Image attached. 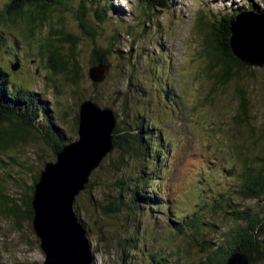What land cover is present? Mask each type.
<instances>
[{"label":"rangeland","instance_id":"rangeland-1","mask_svg":"<svg viewBox=\"0 0 264 264\" xmlns=\"http://www.w3.org/2000/svg\"><path fill=\"white\" fill-rule=\"evenodd\" d=\"M7 1L0 0V7ZM114 1L120 12H125L122 17L110 12L104 23H99L91 14L84 19L87 32L94 33V36L84 34L86 31L69 8L56 7L50 16L51 25L57 26L56 29L82 38L77 49L82 68V79L78 84L72 82L71 76L65 72L56 71L60 68L58 60L51 61L52 56L48 50L52 48L48 44L52 26L48 23L44 28H39L30 39L24 37L26 32L22 34L21 28L15 31L20 41V56L24 58H21L23 62L18 71H13L17 63L15 54L10 50L0 56V64L10 77L12 75L11 80L16 86L14 90H23L26 95L35 92L46 97L44 101L52 108L54 121L67 133L68 139H63L64 143L70 144L80 139L75 128V118L79 114L81 103L91 100L102 109L112 110L115 116H121L124 96L127 95L133 104L130 113L135 118L139 109L144 114L151 115L156 124L155 129L164 127L173 132L182 129L187 136V156H184L183 164L177 169L171 196L183 209L194 207L199 199H193L192 202L185 195L197 187L200 162L215 160L213 158L216 157L221 164L227 166V161L233 163V157L239 153L237 147L243 148L242 155L249 160L264 156V68L255 69L252 76L242 73L243 91L248 93L250 100L248 122L244 123L237 118L240 101L236 83L231 82L225 86L217 83L215 75L218 69L213 68L211 72L204 59L205 30H212V23L215 21L208 15L203 29L197 28V21L202 18V11L208 13L212 10L219 18L224 17V21L216 28L224 33L226 22L230 20V16L226 15L242 9H246L243 12L252 13L257 6H264V0H251V5L249 0H175L174 9L162 10L150 19L148 11L143 13V10H138L139 0ZM120 18L123 22L119 21ZM13 37H9V42ZM159 45H163L165 49L161 58L155 49ZM56 46L60 55L70 53L69 45L56 43ZM96 48L106 57L110 68L106 80L97 86L88 76ZM111 48L114 51L108 54L107 51ZM156 57L165 65L163 76L168 77L169 82L175 85L177 98H182L184 102V113L182 112L179 121L171 119L168 101H161L165 85L154 75L156 70V74L162 72ZM130 81L134 83L132 88L129 87ZM137 82L147 89L145 93L142 90V96L147 97L142 102L135 85ZM118 98L122 100L118 102ZM125 121L131 123L133 119L129 117ZM119 123L121 120L117 119V126L120 127ZM123 126L127 128L128 124ZM39 132L35 130L28 144L0 151V196L3 194L17 198L29 193V186L34 185L38 172L43 171L46 163L57 161L55 147L48 144L44 135ZM55 141L63 143L56 137ZM145 151L143 149L133 159H129L128 166L140 163L143 158L145 160ZM121 157V152L114 149L103 160L100 165L102 169L99 167L93 172L90 180L94 184L93 188L83 190L75 202V211L84 224L92 245L94 264H123V251L119 242L123 237H128L127 223L130 222L134 227L138 225L130 219L127 222L124 215L103 216L99 208L100 205L108 204V200L117 201L115 182L122 177L128 178V174L115 168ZM112 163H115L114 167ZM124 165L126 164H122ZM223 165L219 168L223 169ZM132 171L134 170L131 169ZM219 181L215 182L217 186L232 185L227 175ZM238 202H244L245 208L256 205L251 200ZM97 205L99 207L96 208ZM263 205L264 201L260 203V207ZM153 216L155 222L148 218L146 229L158 241L165 240L169 235L164 226L167 216L162 213H154ZM227 217L222 215L216 219L222 233L233 225ZM177 249L183 262L198 261L201 257L200 248L190 246L183 239H178L170 248L175 253ZM45 261L46 254L41 248L33 223L13 218L6 212L0 215V264H44Z\"/></svg>","mask_w":264,"mask_h":264},{"label":"trees","instance_id":"trees-1","mask_svg":"<svg viewBox=\"0 0 264 264\" xmlns=\"http://www.w3.org/2000/svg\"><path fill=\"white\" fill-rule=\"evenodd\" d=\"M174 1L139 0L138 10H143V13L148 11L150 19L157 16L156 14L162 10L174 9ZM114 2V0H8L3 4V7H0V56L7 53L6 51H12V54H15L16 67H18L13 71H18L24 58L20 56V41L15 32L17 29L21 28L22 34L26 32L23 34L24 37L30 39L36 35L39 28H44L46 23L51 25L50 16L56 7H63L69 8L68 10L75 15L83 30L86 31L85 34L90 35L92 33L87 32V26L83 24L88 14H91L99 23L106 22L110 12L115 15L119 14V17L125 14L124 11L120 12L121 10ZM251 3L249 0L250 5ZM243 10L246 9L226 15L230 16V20L226 22L227 33L216 29L224 21V17L219 18L212 10L208 13L202 11V18L198 19L197 28L203 29L204 20L209 18L208 15L215 21L212 23V30H205L204 59L211 72L213 68L218 69L215 75L217 83L223 86L231 82L236 83L240 101L237 118L247 123L250 100L247 96L248 93L243 91L242 73L245 72L252 76L253 70L233 57L229 45L230 25L238 15L244 13ZM252 12L264 14V6L262 8L257 6ZM119 21L123 22L121 18ZM51 26L52 35L50 34L48 44L52 48V50H48L52 56L51 61L58 60L60 68L56 71L65 72L66 75L71 76L72 82L78 84L82 79V68L77 53L79 40L75 37L66 38L61 29ZM9 37H13L11 42H9ZM56 43L69 45L70 53L60 55ZM155 49L161 58L165 52L163 45L156 46ZM108 52L111 53L112 49H109ZM157 60L161 65L162 72L156 74V70L154 75L159 77L165 85L161 101H168L167 108L171 119L174 122L179 121L182 112L184 113V102L182 98H177L175 85L169 82L168 77L163 76L165 65L162 60L156 57ZM91 63L92 66H109L106 57L97 48L94 49ZM11 78L12 75L10 77L4 66L0 64V151L28 144L37 130L41 131L48 144L54 145V152L57 155L68 144H63V139L68 138L66 131L60 128L61 125L58 122L54 121L52 108L49 103L44 101L46 97L35 92L26 95L23 90H14L16 86ZM50 82L49 84L53 83ZM132 82H129L130 88L134 84ZM135 85H137V91L141 93V95L138 93L140 101L147 99L142 96L147 89L143 88L140 82ZM56 93L59 92L56 91ZM121 100L118 98L117 101ZM123 103V115H116L118 121L121 120L120 127L117 126L113 134L114 149L119 150L122 157L116 166L115 163L111 165L115 166L117 170L123 171L125 175L128 174V178L122 177L115 182L117 201L108 200L106 205L95 206L101 209L103 216L124 215L127 217V222L130 219L133 223L138 224L137 227H134L130 222L127 223L128 237H123L119 242V247L123 251L122 263L228 264L230 257L234 254L249 257L251 264L264 262V205L260 207V203L264 201V156H256L254 160H249L243 156V148L237 147L239 153L235 155L231 151L235 155L234 162L227 161V166L223 165L224 163L221 164L216 157L213 158L215 160L200 162L199 172H201L196 181L197 187L192 189L193 192L185 195L192 202L197 198L199 201L194 207L183 209L176 204L175 198L171 195L174 190L173 179L177 169L187 156H185L187 136L183 134L182 129H177L178 131L175 132L168 128L164 129V127L155 129L156 124L155 121H152L151 115H146L139 109L135 118L130 113L133 104L129 95L124 96ZM153 103L159 106L156 101ZM129 117L133 119L131 123L125 121ZM125 123L128 124L127 128L123 126ZM75 128L77 130L79 128V114L75 118ZM55 137L63 143L56 142ZM136 149L139 151L146 149L144 153L147 156L145 160L142 156L143 161L140 163L129 165L130 169L128 170L129 159H133L134 155L139 153ZM236 160L238 162H235ZM122 164L126 165L122 166ZM222 165L223 169H220L219 166ZM100 169L102 168L100 167ZM131 169L134 171L131 172ZM226 175L232 185L217 186L215 182L224 179ZM40 178L41 173L38 172L34 185L29 186L30 192L24 196L15 198L2 194L0 196V215L6 212L13 218L33 223L35 185ZM93 185V183L88 184L87 189H92ZM237 200H251L256 205L245 208L244 202L239 203ZM154 213H162L167 216L164 226L169 235L167 238L165 237V240L158 241L146 229L148 218L155 222ZM222 215L228 216L227 218L233 223L223 233L221 232L222 228L218 227L216 223V219ZM161 236L163 237V235ZM178 239H183L192 247L200 248V259L183 262L179 249H177V253L171 252L172 244H176Z\"/></svg>","mask_w":264,"mask_h":264},{"label":"water","instance_id":"water-1","mask_svg":"<svg viewBox=\"0 0 264 264\" xmlns=\"http://www.w3.org/2000/svg\"><path fill=\"white\" fill-rule=\"evenodd\" d=\"M229 31L233 57L253 71L264 68V14L241 13ZM224 32L228 31L224 29ZM63 35L78 38L81 44L82 38L76 34L63 31ZM109 69L108 65L92 66L88 76L98 85L106 80ZM79 112L80 139L65 145L57 153L56 162L45 164L35 185L33 227L46 254L44 264H94L95 260L87 230L75 211V202L87 189L93 172L114 150L117 119L112 110L102 109L91 100L84 102ZM228 264H251V259L234 254Z\"/></svg>","mask_w":264,"mask_h":264}]
</instances>
